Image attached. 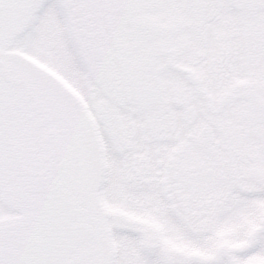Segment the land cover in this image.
Returning <instances> with one entry per match:
<instances>
[{"label": "snow or ice", "instance_id": "6c2138e0", "mask_svg": "<svg viewBox=\"0 0 264 264\" xmlns=\"http://www.w3.org/2000/svg\"><path fill=\"white\" fill-rule=\"evenodd\" d=\"M0 264H264V0H0Z\"/></svg>", "mask_w": 264, "mask_h": 264}]
</instances>
